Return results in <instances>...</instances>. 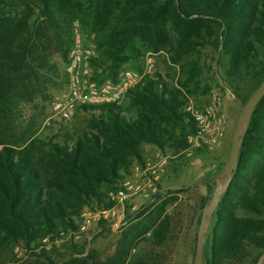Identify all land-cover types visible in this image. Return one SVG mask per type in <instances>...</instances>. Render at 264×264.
I'll list each match as a JSON object with an SVG mask.
<instances>
[{"label": "trees", "instance_id": "16d2710c", "mask_svg": "<svg viewBox=\"0 0 264 264\" xmlns=\"http://www.w3.org/2000/svg\"><path fill=\"white\" fill-rule=\"evenodd\" d=\"M74 22L93 47L96 85L141 72L146 53H162L167 72L144 73L119 104H81V120L40 136L37 122L18 121L19 105L57 74L51 46L65 62ZM216 76L241 104L264 79V0H0V264H165L173 235L165 208L179 189L157 181L154 199L120 227L103 259L90 243L108 224L99 219L97 232L75 237L80 213L112 206L109 193L145 167L144 145L167 164L186 158L195 131L186 106L201 108L222 90ZM207 228L201 264H254L264 242V94Z\"/></svg>", "mask_w": 264, "mask_h": 264}, {"label": "rangeland", "instance_id": "374dc122", "mask_svg": "<svg viewBox=\"0 0 264 264\" xmlns=\"http://www.w3.org/2000/svg\"><path fill=\"white\" fill-rule=\"evenodd\" d=\"M81 44L89 45L90 42L86 39H81ZM47 54L50 61L57 64V74L47 79L44 83L45 88L40 90L36 95H33L30 101H24L19 105L18 121L21 124H26L30 121L37 122V134L40 136L58 135L60 128L66 125L73 116L76 120H81L85 115L83 112L76 109L67 120H58L52 117L54 107L62 100L66 91V78L64 77V62L61 61L56 48L51 46L47 51ZM163 57L162 53L152 55L153 65L151 71L159 70L161 73L167 72V69L161 61ZM216 79L220 87H222V90L218 87H214L212 91L217 92L223 102V110L227 119L224 138L229 144L230 135L242 104L232 96L228 89L224 87L222 80H220L218 76H216ZM204 97H198L197 99L202 103L207 96ZM191 101L193 102V99H191ZM220 145L218 147H220ZM148 147L152 146L148 145ZM218 147L202 149L199 153H193L190 156H186L185 159H174L173 163L170 162L167 164L166 162L163 167L164 169L158 173L157 181L160 186L159 179L162 178L164 174L165 176L168 174L169 177L163 179V183L170 185L163 186V188L179 189L177 193H170V195L176 196V200L168 204L165 208L173 219V235L172 239L168 241L167 248L165 249V264H192L195 235L201 210L203 208L200 209L199 207L200 201L206 195L208 187L211 189L210 194H212L214 189L218 186L221 179V177L218 176L222 170L228 152V150H226L224 157L219 160L217 155ZM155 153V149L147 151L149 164H153L157 161ZM166 167L167 171L165 170ZM133 173L134 172H132V174ZM132 174L128 180L133 182L135 178L132 177ZM138 177L139 176H137L136 179H138ZM167 195H169V193ZM149 199L150 198L148 197H144L141 192L129 196L125 201V206H128L126 211L129 217L125 220L123 218V224L133 217L135 211L143 208V206L149 202ZM96 223L97 221L90 222L86 228L84 236L88 238L97 232L98 228L96 227ZM122 225L118 227L107 225L109 231L103 229L102 234L98 235L90 243L91 247L93 246L96 248L98 256L101 259L112 252V242ZM207 231L208 228L206 224L204 227L203 238H205ZM140 245L142 248L148 247L144 243H141ZM135 249L136 248H132L130 252L132 253Z\"/></svg>", "mask_w": 264, "mask_h": 264}, {"label": "built area", "instance_id": "2783aa9c", "mask_svg": "<svg viewBox=\"0 0 264 264\" xmlns=\"http://www.w3.org/2000/svg\"><path fill=\"white\" fill-rule=\"evenodd\" d=\"M74 39L72 46L68 49L64 62V73L66 76V91L62 100L53 109V118L67 120L81 104H99L102 102H114L119 104L124 96L125 90L140 80L144 73L151 72L153 60L152 54L146 53L143 57L142 71L133 69L121 70L114 81H106L96 85L88 79V59L94 55L91 44L82 45L81 37L73 23ZM186 110L193 118L195 131L187 137L188 146L183 152L190 156L196 149L217 148L225 135L227 124L226 115L223 110V102L220 95L211 91L207 102L201 108H195L191 104ZM166 158L160 156L153 164H145L143 174L139 181L125 180L121 188L109 193L113 201L109 209L93 211L84 208L80 213L78 228L75 237L86 231L91 221L99 219L106 221L111 227L123 224L125 201L135 193L141 192L144 197L152 201L158 192V173L162 171Z\"/></svg>", "mask_w": 264, "mask_h": 264}, {"label": "water", "instance_id": "95a60500", "mask_svg": "<svg viewBox=\"0 0 264 264\" xmlns=\"http://www.w3.org/2000/svg\"><path fill=\"white\" fill-rule=\"evenodd\" d=\"M264 94V79L256 86L249 97L241 105V110L239 111L234 127L230 135L229 149L227 156L225 158L222 170L218 177H221L218 186L214 189L209 202L203 206L200 214V218L197 225L196 235H195V245L192 257V264H201V254H202V244H203V234L204 227L208 223L212 211L214 210L216 204L219 201L221 194L225 191L230 179L236 168V158L238 148L247 126L250 114L256 102ZM264 260V242L261 251L254 262V264H261Z\"/></svg>", "mask_w": 264, "mask_h": 264}, {"label": "crops", "instance_id": "0c3cea01", "mask_svg": "<svg viewBox=\"0 0 264 264\" xmlns=\"http://www.w3.org/2000/svg\"><path fill=\"white\" fill-rule=\"evenodd\" d=\"M153 149H155L154 147H148V145H144V155H145V157H146V163L145 164H149V159L147 158V151H152ZM229 149V144H228V142H227V140L224 138L223 139V141H222V143H221V145H220V147H218V149H217V155H218V157H219V160H220V158H222V157H224V155L226 154V150H228ZM156 150V149H155ZM228 153V152H227ZM155 156L157 157V159L160 157V155L158 154V152L156 151V153H155ZM164 169V168H163ZM162 169V170H163ZM143 170H144V167L143 168H138V167H134L133 168V174H132V177H134L135 179L133 180V181H135V180H140V177H141V174H143ZM165 170L167 171V167L165 168ZM169 175H171V174H169ZM137 176H139L138 177V179H136L137 178ZM217 176V175H216ZM167 177H169L168 176V174H166V176H165V174H164V176H162V178H160L159 180V183L161 184V186L163 187V186H168V185H170V184H164L163 183V179H165V178H167ZM128 180V179H127ZM205 181V180H204ZM172 185V184H171Z\"/></svg>", "mask_w": 264, "mask_h": 264}]
</instances>
